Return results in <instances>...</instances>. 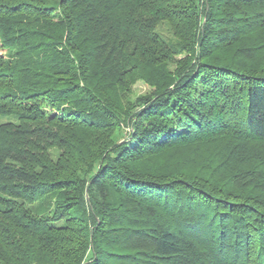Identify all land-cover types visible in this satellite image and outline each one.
I'll return each instance as SVG.
<instances>
[{
    "label": "trees",
    "instance_id": "16d2710c",
    "mask_svg": "<svg viewBox=\"0 0 264 264\" xmlns=\"http://www.w3.org/2000/svg\"><path fill=\"white\" fill-rule=\"evenodd\" d=\"M0 264H264V0H0Z\"/></svg>",
    "mask_w": 264,
    "mask_h": 264
},
{
    "label": "rangeland",
    "instance_id": "374dc122",
    "mask_svg": "<svg viewBox=\"0 0 264 264\" xmlns=\"http://www.w3.org/2000/svg\"><path fill=\"white\" fill-rule=\"evenodd\" d=\"M134 91H135V94H140V93H144L147 91V87H145L144 84L142 83H138L136 86H134Z\"/></svg>",
    "mask_w": 264,
    "mask_h": 264
}]
</instances>
